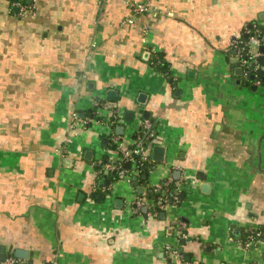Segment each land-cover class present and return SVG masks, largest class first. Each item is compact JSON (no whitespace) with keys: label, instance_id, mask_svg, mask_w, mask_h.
<instances>
[{"label":"crops","instance_id":"0c3cea01","mask_svg":"<svg viewBox=\"0 0 264 264\" xmlns=\"http://www.w3.org/2000/svg\"><path fill=\"white\" fill-rule=\"evenodd\" d=\"M247 27L264 31V0H0L4 252L25 250L20 264H177L171 245L184 264H264V87L236 73L230 46ZM96 101L119 119L102 133L72 126ZM143 119L145 181L110 169L96 189L108 146L138 141ZM163 182L166 202L151 206Z\"/></svg>","mask_w":264,"mask_h":264},{"label":"built area","instance_id":"2783aa9c","mask_svg":"<svg viewBox=\"0 0 264 264\" xmlns=\"http://www.w3.org/2000/svg\"><path fill=\"white\" fill-rule=\"evenodd\" d=\"M25 6H19L20 11L26 12ZM130 7L133 9L134 12H145L148 11L149 8L143 4V3H130ZM250 31H246L247 37L242 39L239 35H235L230 40V46L236 51L237 54V62L241 69L242 76L244 80H247L249 77H253V80L250 82L254 86H260L264 87V35L259 37L253 33H249ZM252 45H256L257 49L255 51L252 50ZM262 48V50H260ZM259 58H261V62H259ZM103 103L96 101L95 102V112L96 116H89L85 117L82 120L78 119L76 116V113H72V126H81L83 128H87L88 126H91L92 124L96 125H103V127H107L110 122H113L116 119H119V116L115 111H110L111 113L108 115L107 118L103 116V110L106 108ZM108 124V125H107ZM109 127V126H108ZM152 123L149 119H143L140 127L137 130H141L146 136L147 139H149L150 143H153V137H154V129H152ZM138 138V137H136ZM134 139L131 144H128V142H123V140L119 138H115L114 140V157H110L109 161L111 159H114V161H117L118 164L116 166L112 165L109 161L102 164V168L95 169L94 174L96 175V181L93 183V186L96 189H106V187L103 185V174H105L110 169H115L116 174L118 178L127 177L128 179L132 174H138L139 167L137 166V161L135 160V155L138 156V162H143L149 160V150L148 146L141 143H137L135 147L133 144L137 142V139ZM126 161L128 162V170H124L121 166V162ZM169 187H167V183L163 182L160 185H157L152 190L157 194L154 199L153 197H150L146 199L149 201V204L151 206L157 205L159 207H162L166 200L165 195L167 194V191ZM177 194V188L174 190L173 198L176 199ZM145 199L136 198L132 202V209L133 212L138 211V209L143 205V203L146 201ZM256 237H259L261 235L260 231H256L254 234ZM249 242H246L245 246H248ZM165 251L170 256H173L177 260V264H184L182 261V257L180 254L175 250V248L171 245H165L164 246ZM18 261L14 258V256L8 254L5 256L4 259L0 260V264H16Z\"/></svg>","mask_w":264,"mask_h":264},{"label":"trees","instance_id":"16d2710c","mask_svg":"<svg viewBox=\"0 0 264 264\" xmlns=\"http://www.w3.org/2000/svg\"><path fill=\"white\" fill-rule=\"evenodd\" d=\"M248 28H249V31H250L249 33H253V34H255V35L259 36V37L264 35V31L262 29L258 28V27H254V28L247 27V29ZM239 36L243 39V34H241ZM149 60H150V63L153 64L156 69H158L159 71L163 72L166 75L168 80L171 79V76L168 75L169 72H168L167 64H166V62H164L163 58L161 57V55L159 53H155ZM252 80H253V77H249L246 80V82L248 84H251L250 82ZM91 114H92V116H96V112L95 111H93ZM110 124H112V122H110ZM144 133L145 132H143L141 130V132L139 133L138 141L135 144H133L134 147H135V145L138 142L143 144V145H145L144 143L147 142L146 141L147 139H146ZM108 148H112L113 149L114 145L110 144L108 146ZM134 157H135V160L137 161L136 163H137V166L139 167V172H138L137 176H132V181L134 183H143L145 181V178H143L142 174L143 173L146 174L148 172V169L151 168L153 162L150 159L147 160V161L138 162V156L135 155ZM103 159H104L103 162L109 161V159L106 156H104ZM126 163H128V162H126V161L121 162V166H122V168L124 170H128V168H126V166H125ZM116 164H118V162ZM98 166L99 165L97 164L96 167H98ZM115 177H117V174L115 172H113V173L111 172V178H115ZM168 185L169 184H167V187H169ZM148 194H149L148 196L153 197L154 199H156L155 197L157 196V194L155 192H153V190L149 189L148 190ZM138 210L140 211V208Z\"/></svg>","mask_w":264,"mask_h":264},{"label":"water","instance_id":"95a60500","mask_svg":"<svg viewBox=\"0 0 264 264\" xmlns=\"http://www.w3.org/2000/svg\"><path fill=\"white\" fill-rule=\"evenodd\" d=\"M260 50H262V48ZM259 62H261V58H259ZM235 71H236V73L237 72L239 73L240 72V68H236ZM144 96H145V94L140 93L138 95V100L140 102H143L142 99H143ZM118 129L120 131L122 129V126H119ZM164 151H165V149H164L163 146L158 145V144H155L153 146V148H152L151 158L153 160H161V159H163ZM142 176L144 177L145 174L143 173ZM139 190H141V188H139ZM6 255L7 254L4 252V247L0 245V260L4 259ZM13 255L15 257H19V258H25V257H27L26 251L25 250H21L19 248H16V249L13 250ZM16 264H20V263H16Z\"/></svg>","mask_w":264,"mask_h":264},{"label":"rangeland","instance_id":"374dc122","mask_svg":"<svg viewBox=\"0 0 264 264\" xmlns=\"http://www.w3.org/2000/svg\"><path fill=\"white\" fill-rule=\"evenodd\" d=\"M92 126V125H91ZM99 127H100V125H96V124H94L93 126H92V128L93 129H95L96 131H98V132H100V133H102V132H105V129L103 130V129H99ZM106 128V127H105ZM91 129V128H90ZM103 153V152H102ZM126 177V176H125ZM124 177V178H125ZM125 181V180H124ZM127 199H129V196H127L126 197Z\"/></svg>","mask_w":264,"mask_h":264}]
</instances>
